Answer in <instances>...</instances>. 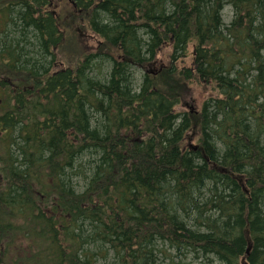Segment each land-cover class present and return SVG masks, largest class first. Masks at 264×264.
Segmentation results:
<instances>
[{
  "label": "trees",
  "instance_id": "obj_1",
  "mask_svg": "<svg viewBox=\"0 0 264 264\" xmlns=\"http://www.w3.org/2000/svg\"><path fill=\"white\" fill-rule=\"evenodd\" d=\"M53 1L0 0V264H264V0Z\"/></svg>",
  "mask_w": 264,
  "mask_h": 264
},
{
  "label": "rangeland",
  "instance_id": "obj_2",
  "mask_svg": "<svg viewBox=\"0 0 264 264\" xmlns=\"http://www.w3.org/2000/svg\"><path fill=\"white\" fill-rule=\"evenodd\" d=\"M66 1V0H65ZM64 3V2H63ZM53 5H55V1L51 0V6L50 8L52 9L53 8ZM57 9H60L59 7L55 8L54 10L52 11H57ZM222 18H223V21L224 23H228L230 21V19L232 18V13H231V10L230 8H225L222 12ZM83 40H87L85 37L83 38ZM86 44L88 45V43L86 42ZM78 184L79 186H81L83 183L81 181H78ZM81 187L78 189L80 190ZM173 264H183V263H189V264H216V262H211V261H208L207 259H204V258H193L192 256L187 258V259H184L182 260V256H175L173 255ZM111 257L109 256L108 260H110ZM163 264H169L168 261H165V262H162Z\"/></svg>",
  "mask_w": 264,
  "mask_h": 264
},
{
  "label": "bare ground",
  "instance_id": "obj_3",
  "mask_svg": "<svg viewBox=\"0 0 264 264\" xmlns=\"http://www.w3.org/2000/svg\"><path fill=\"white\" fill-rule=\"evenodd\" d=\"M226 79V78H225Z\"/></svg>",
  "mask_w": 264,
  "mask_h": 264
}]
</instances>
